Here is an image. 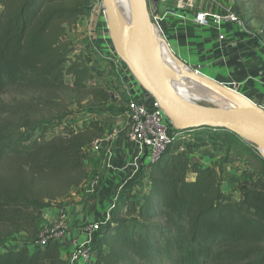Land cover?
Instances as JSON below:
<instances>
[{
  "label": "trees",
  "instance_id": "obj_1",
  "mask_svg": "<svg viewBox=\"0 0 264 264\" xmlns=\"http://www.w3.org/2000/svg\"><path fill=\"white\" fill-rule=\"evenodd\" d=\"M91 1L0 0V264H66L53 239L38 243L43 211L87 193L84 160L106 127L91 119L77 130L59 97L83 93L78 112L95 116L115 96L89 86L91 58L65 40ZM233 1L245 9L238 11L246 27L264 7V0ZM9 91L42 93L56 112L37 117L14 107L2 99ZM207 132L224 148L217 166L192 160V140ZM237 162L251 172L238 195L223 189L224 167ZM141 174L147 186L135 179L119 192L88 264H264V159L236 134L179 130Z\"/></svg>",
  "mask_w": 264,
  "mask_h": 264
},
{
  "label": "crops",
  "instance_id": "obj_2",
  "mask_svg": "<svg viewBox=\"0 0 264 264\" xmlns=\"http://www.w3.org/2000/svg\"><path fill=\"white\" fill-rule=\"evenodd\" d=\"M190 1H160L159 12L152 16V21L162 29L164 40L166 37L172 51L189 68L232 85L264 109V58L260 23L253 20L248 27L227 25L221 29L226 34V39L221 41V31L213 26L201 27L195 17L198 13H222L227 8H234L233 0ZM103 116L96 120L105 125V135L93 145L84 160L90 173L86 187L91 194L80 190L66 200L63 208L43 211V221L61 219L70 231L68 241H64L61 248L65 260L73 249L74 241L84 244L96 239L91 238L89 226L96 222H107L118 188L133 177L132 169L123 171L132 153L126 114L124 119L117 115ZM114 130L118 131V135L112 137ZM218 145L223 148L221 144ZM222 151L224 153V148ZM135 179L132 178L131 182ZM143 185L147 186L146 180Z\"/></svg>",
  "mask_w": 264,
  "mask_h": 264
},
{
  "label": "water",
  "instance_id": "obj_3",
  "mask_svg": "<svg viewBox=\"0 0 264 264\" xmlns=\"http://www.w3.org/2000/svg\"><path fill=\"white\" fill-rule=\"evenodd\" d=\"M160 1L151 0L150 9L148 0H131L133 20L131 24L126 25L117 1L102 0L110 36L118 57L126 64L142 88L161 104L177 129H224L236 134L243 141L264 149V109L246 96L201 75L198 71L191 70V77L213 86L239 105L235 109L207 107L186 101L161 80V67L155 51L156 29L152 21V16L159 12ZM132 42L139 47L142 59L131 51ZM167 46L171 57L177 63L187 66L172 51L168 43Z\"/></svg>",
  "mask_w": 264,
  "mask_h": 264
},
{
  "label": "rangeland",
  "instance_id": "obj_4",
  "mask_svg": "<svg viewBox=\"0 0 264 264\" xmlns=\"http://www.w3.org/2000/svg\"><path fill=\"white\" fill-rule=\"evenodd\" d=\"M148 4L150 6V9H152L151 0H148ZM233 7L239 14V16H241L242 12L245 11L243 6L239 7L238 5L237 7L235 3ZM245 7L247 11V9H249L248 4H246ZM239 8L242 10V12L238 11ZM249 15H254L256 19L255 21H258L259 18L260 20H263L264 7L261 8L258 13H251ZM65 40L72 41V43L77 47L78 52H83L85 57L89 56L91 58V76L88 81L89 86L108 87L115 95L112 97V100L105 106V110L103 113L93 116L85 111L78 112L79 108L81 107L78 106V103H82V105L86 103V98L83 93H76L75 91H72V89L68 90L67 92L61 94L59 97L62 105L61 107H63L65 110L72 111L73 113V115L68 118V121H70L71 124L77 128V130H81L91 119L104 117L103 115H106V117L117 115L118 117L120 116L122 119H124L123 116L127 112L129 103V95L127 93V86L123 81L125 79V75L129 74L130 71L126 64L118 57L115 51L110 36L108 23L105 17L103 4L91 3L86 16L82 17L77 25L67 30ZM165 40L168 43L166 37ZM189 69L195 71L191 68ZM199 73L205 77L211 78L221 85L235 90L234 87L228 83L220 82V80L215 79L206 73ZM117 75L119 76V78H121V80H116ZM67 81H70V79L67 78ZM43 96L44 95L42 93L9 91L2 95V99L11 105H14V107L31 109L33 108V110L36 111L35 116L37 117H41L43 114H54L56 112L55 110L51 111L50 109H46L43 105ZM197 104L207 107H214L207 102H197ZM203 131L204 130H202L201 132ZM215 137L216 135L214 133L207 132V134H203L193 139L191 142L193 144L192 160H197L201 161L204 164L217 166L220 158L223 155V148H220ZM224 174V191L233 192L234 194L238 195L242 192L244 183L250 178L251 172L246 169L244 163L237 162L235 163V165L225 166ZM142 175L143 174H141V176ZM139 182L140 180H137V182L135 183L136 187L141 190L144 189L145 185L140 186L141 183ZM86 194L90 195L91 193L87 191ZM75 201L76 199L72 202ZM20 239L22 238L19 236L17 240ZM62 245L63 244L60 245L61 248L63 247ZM62 250L64 252V249Z\"/></svg>",
  "mask_w": 264,
  "mask_h": 264
},
{
  "label": "built area",
  "instance_id": "obj_5",
  "mask_svg": "<svg viewBox=\"0 0 264 264\" xmlns=\"http://www.w3.org/2000/svg\"><path fill=\"white\" fill-rule=\"evenodd\" d=\"M187 1L191 2L190 0ZM91 2L102 3V0H92ZM180 4L182 3L180 2ZM195 19L201 27L209 28L213 26L219 31L227 25H240L245 27L243 19L234 8H227L222 13H198ZM154 26L156 31L164 36L162 29L155 24ZM219 39L224 41L226 34L221 31ZM262 42V57L264 58V41ZM123 82L127 86V93L129 95L126 117L128 120V139L132 145V153L129 154L131 160L124 166L123 171L132 169L133 177L127 179L120 185L115 196V201L118 198L119 192L132 178L139 180L141 173L147 171L148 164L156 161L160 157L171 139L179 131L166 115L161 104L142 88L130 72L125 75ZM117 135L118 131L114 130L112 137ZM244 142L252 148L256 155L264 159L263 148L246 141ZM181 150L183 151L184 149L182 148ZM104 225L105 223L102 222H96L90 225L88 230L91 238H97ZM69 237L70 231L61 219L57 221H43L38 243L46 245L49 239H53L55 243L61 245L64 241H68ZM92 241L90 240L84 244H79L74 241L73 249L68 253L66 264H88L93 258L92 250L94 241Z\"/></svg>",
  "mask_w": 264,
  "mask_h": 264
},
{
  "label": "bare ground",
  "instance_id": "obj_6",
  "mask_svg": "<svg viewBox=\"0 0 264 264\" xmlns=\"http://www.w3.org/2000/svg\"><path fill=\"white\" fill-rule=\"evenodd\" d=\"M123 21L126 25L132 23L133 12L131 0H116ZM155 51L161 67V80L177 95L188 102H207L213 106L226 109L239 107L238 103L219 92L213 86L191 77V70L177 63L170 55L167 43L161 34L155 32ZM131 51L142 59L140 49L135 42L130 44Z\"/></svg>",
  "mask_w": 264,
  "mask_h": 264
}]
</instances>
